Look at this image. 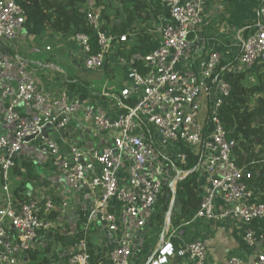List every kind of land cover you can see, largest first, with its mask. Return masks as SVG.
I'll list each match as a JSON object with an SVG mask.
<instances>
[{
    "label": "built area",
    "instance_id": "2783aa9c",
    "mask_svg": "<svg viewBox=\"0 0 264 264\" xmlns=\"http://www.w3.org/2000/svg\"><path fill=\"white\" fill-rule=\"evenodd\" d=\"M159 1L167 15L159 17L155 32L158 46L139 57L142 68L130 66L129 86L121 90L124 98L136 97L135 105L128 111L111 117L102 108L85 105L81 96L72 95L68 89L58 94L40 89L32 77L26 78L15 90L6 88L1 92L4 99L10 98L4 119L15 125L16 134L13 141L0 135L3 190L0 264H20L18 252L34 248L40 231L56 227L53 212L64 215L69 206L67 200L60 204L51 199L13 201L10 172L16 165L14 158L31 136L40 138V149L49 156L55 170L66 177L72 191L86 187L91 195V208L83 225L89 234L73 243L65 264H92L89 238L92 230L99 229L101 224L114 235V244L106 252L110 263L133 264L135 234L146 226L169 180L174 183L171 189L175 191L179 179L186 174L179 171L176 164L167 163L171 159L184 161L185 147L200 149L201 170L211 179L202 194L201 205L191 219L183 222L241 219L247 225L244 235L247 245H258L260 250L252 261L231 256L225 264H264V236H258L250 226L254 220H264V202L257 201L258 193L247 182L252 174L238 166L232 157L239 140L228 138L219 118L220 106L231 91L229 82L219 74L225 58L212 50L198 59L195 66L184 63L191 34L205 22L208 0ZM100 8L95 0H90L86 6L99 52L90 54V35L74 34L76 42L88 54L85 67L93 70L105 68L116 39L128 40V33L119 36L104 29ZM259 16L253 32L239 43L232 56L237 60L226 68L228 72L264 63V2L259 6ZM26 20V11L16 0H0V40H15ZM3 66L0 59V71ZM20 104L28 114L17 110ZM46 106L49 108L45 109ZM81 110L86 125H94L101 133H113L109 145L90 151L81 142L62 150L58 139L41 133L47 124L57 130L66 128L72 116ZM158 155L162 160H158ZM218 170L220 175L215 176ZM169 193L176 196L174 192ZM218 199L230 207L218 211ZM169 210L165 215H171ZM182 248L181 253L189 260L185 264H209L208 248L203 240L187 242ZM175 254L173 242L166 240L148 254L145 264H170Z\"/></svg>",
    "mask_w": 264,
    "mask_h": 264
},
{
    "label": "crops",
    "instance_id": "0c3cea01",
    "mask_svg": "<svg viewBox=\"0 0 264 264\" xmlns=\"http://www.w3.org/2000/svg\"><path fill=\"white\" fill-rule=\"evenodd\" d=\"M263 2L264 0H208L204 11L205 22L201 28L191 34L190 47L184 57V63L195 66L198 59L212 50L220 52L225 59L232 57L239 43L253 32L256 23L260 21L259 6ZM115 7L113 9L115 15H112V9L109 10L111 19L115 18L111 29L125 18L123 15L118 16V8ZM151 22H155L153 15L142 21L140 27L156 36L158 25L153 23L151 26ZM86 55L76 42L74 33L58 34L49 30L40 35H31L23 27L15 40L8 42L0 40V59L4 63L0 71V135H5L9 141H13L16 134L15 125L4 119L10 98L4 99L1 92L6 88L15 90L28 77L34 78L42 90H52L58 94L68 89L72 95L81 97L82 90L77 86L72 88V85L83 83L87 89L83 97L84 104L102 108L111 117H116L121 112L117 106L118 96L123 88L129 86L127 72L131 63L114 51L109 53L104 69L93 70L85 67ZM69 84L71 87H68ZM17 110L22 114L29 113L22 104L17 106ZM83 113L84 111L81 110L72 116L65 131L58 134L62 150L67 149L70 144L83 142L91 151L101 149L112 142L113 133H101L94 125H86ZM57 131L53 127L44 135L56 138ZM16 158L19 167L24 168L29 164L31 170L37 174L35 179L26 178L22 193L24 196L38 201L51 199L56 204H60L63 200L69 201L66 213L57 215L56 227L51 231H40L35 243V247L38 248L50 247L51 262L65 264L72 250L73 233L78 223L86 218L90 211V192L86 187H82L79 191L71 190L66 177L55 170L49 156L40 149V138L30 139ZM157 158L162 160L159 155ZM219 175L220 170L215 176ZM210 179L209 175L202 173L200 180L202 194L209 186ZM171 182L172 180H169V183ZM2 203L3 190L0 176V205ZM161 207L159 204L156 206L153 214L147 219L146 226L135 234L136 250L133 264H145L148 254L157 250L166 240L173 242L176 249L170 264H185L189 261L188 256L182 254L181 250L185 243L194 240H203L206 243L209 264H225L231 256L252 261L260 250L258 245L254 247L247 245L244 239L247 225L239 218L196 219L188 224L183 221L177 224L171 215H165L163 212L164 219L161 222L160 212L164 209V205ZM229 207L220 199L217 200L218 211ZM59 234L66 236V240L59 238ZM113 244L114 235L108 232L103 224L99 229L92 230L89 246L96 253L102 251L106 253ZM18 256L20 264H24L27 257L22 251L18 252Z\"/></svg>",
    "mask_w": 264,
    "mask_h": 264
},
{
    "label": "trees",
    "instance_id": "16d2710c",
    "mask_svg": "<svg viewBox=\"0 0 264 264\" xmlns=\"http://www.w3.org/2000/svg\"><path fill=\"white\" fill-rule=\"evenodd\" d=\"M90 0H16V2L26 11L27 20L24 27L31 35H40L45 31H53L58 34L84 33L90 35L91 51L90 54L98 53L100 50L97 36L92 25L87 18L86 6ZM100 6L101 15L104 21V29L116 35L128 34V40L121 42L116 39L112 46L115 52L131 65L142 68L143 63L139 57L144 56L158 46V39L154 33L140 27L150 15H153L155 22H160V16L167 15V10L161 5L159 0H122L121 8L117 9L118 16L123 14L125 17L121 23L115 25L113 29L109 24L111 17L109 10L114 9L115 0H95ZM132 33V34H130ZM237 57H232L222 61L220 75L225 77L231 86L230 94L224 99L219 109V118L229 139L239 140L232 152L236 164L246 168L252 177L247 179L249 186L257 194V201L264 202V63H256L251 67L228 72L227 67L234 63ZM82 90V99L87 92L83 83L72 85V88ZM68 87H71L69 84ZM117 106L122 112L128 111L136 103L134 95L124 98L118 96ZM186 159L176 162L175 159L167 160L176 164L179 171L186 173L183 175L172 191L169 185L164 188V194L160 199L161 205L165 204L166 194L174 192L180 196L183 202V209L180 215L174 217L179 224L184 220L193 217L202 201L201 178V151L199 148L185 147ZM16 165L11 169L10 191L12 199L16 203L27 202L30 199L24 196L23 189L28 180L35 179L37 174L28 165L24 168ZM1 176V175H0ZM181 190L183 194H181ZM162 209L160 213L161 222L164 219ZM58 212H53L52 217L57 218ZM83 218L78 223L72 236V242H78L87 233L82 228ZM251 228L257 232L258 236H264V220H254ZM63 241L66 236L59 234ZM92 264H111L105 251L96 253L90 250ZM27 260L24 264H50V247L30 248L23 251Z\"/></svg>",
    "mask_w": 264,
    "mask_h": 264
},
{
    "label": "water",
    "instance_id": "95a60500",
    "mask_svg": "<svg viewBox=\"0 0 264 264\" xmlns=\"http://www.w3.org/2000/svg\"><path fill=\"white\" fill-rule=\"evenodd\" d=\"M88 58V54L86 55ZM52 127V125L47 124L41 131V133L44 135L46 132H48ZM65 131V127H60L59 130L57 131V136L56 139H58V134L63 133ZM35 136H31L27 138L28 140L34 138ZM170 173L173 174V171L170 170ZM181 194H183V191L181 190ZM164 209L169 210L171 209V216L174 218L177 215H180L182 213L183 209V202L180 196H173L172 193H167L166 199H165V204H164ZM171 217V218H172Z\"/></svg>",
    "mask_w": 264,
    "mask_h": 264
},
{
    "label": "rangeland",
    "instance_id": "374dc122",
    "mask_svg": "<svg viewBox=\"0 0 264 264\" xmlns=\"http://www.w3.org/2000/svg\"><path fill=\"white\" fill-rule=\"evenodd\" d=\"M115 5H116V7H115ZM121 5H122V0H115V2H114V7H115V8H118V10H119V9L121 8ZM111 12H113L112 15H115L113 9L111 10ZM120 15H123V14H120ZM120 15H119V16H120ZM114 19H115V18L111 19V23L109 24V27H110V26L113 27V23H115V20H114ZM153 23L157 24L156 22H151L150 25L153 26V25H152ZM155 24H154V25H155ZM158 24H159V23H158ZM158 24H157V25H158ZM116 25H117V24H116ZM114 51H115V48L111 47L109 53L111 54V53L114 52ZM109 53H108V56H107L108 59H109ZM172 183H173V182L168 183L167 185H169L170 187H173V186H174V183H173V185H172ZM176 186H177V185H176ZM159 206H160V208H162L161 205H160V203H159Z\"/></svg>",
    "mask_w": 264,
    "mask_h": 264
}]
</instances>
